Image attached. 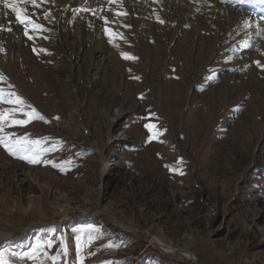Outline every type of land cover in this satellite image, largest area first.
I'll list each match as a JSON object with an SVG mask.
<instances>
[{
    "label": "rangeland",
    "instance_id": "rangeland-1",
    "mask_svg": "<svg viewBox=\"0 0 264 264\" xmlns=\"http://www.w3.org/2000/svg\"><path fill=\"white\" fill-rule=\"evenodd\" d=\"M7 10L0 88L45 119L0 135L43 140L29 156L48 151L30 163L0 144V264H196L181 249L198 264H264L262 37L160 23L157 6L144 22L108 8L89 29L98 40L60 54L56 30L72 44L75 21L34 10L44 30L12 37Z\"/></svg>",
    "mask_w": 264,
    "mask_h": 264
},
{
    "label": "bare ground",
    "instance_id": "bare-ground-1",
    "mask_svg": "<svg viewBox=\"0 0 264 264\" xmlns=\"http://www.w3.org/2000/svg\"><path fill=\"white\" fill-rule=\"evenodd\" d=\"M93 1L94 0H37V2L40 4L38 8H34L31 5H27V8H28L29 13H36L33 11L34 10L37 11L39 14L37 17L42 18V19H49V20H54L58 22L63 16H66L70 22L75 21L72 27L74 28L73 30L75 31V33H73L74 37H76L77 39L72 38V41H73L72 44H67V39L69 36L68 33L70 30H68V33H61L56 30V34L58 35L56 37L58 38V40L56 41L55 43L56 46H54V48L55 50L59 51L60 54L62 53V51H64V48H67L68 50L73 51V47L76 48L80 46V42L83 43L84 38L87 41H91L92 39L95 40L96 38L90 34L89 29L91 28L92 24L95 23V19L99 16V14L101 12L105 14L108 8L110 10H113L115 13H122L121 15L124 16L125 18L129 19V18L138 17L140 20H143L144 22L145 18L146 19L147 17L149 18L151 14L153 16V11H154L153 8L157 6L158 15L160 14V20L161 19L164 20L163 17L166 16V20L167 21L169 20L171 23L172 20L170 16H177V20L179 19V21H191L194 23L195 26L200 27L205 32L212 33V31L214 30L215 32H218L221 35L224 34V38L228 36L229 34L232 36L237 35V34H245L247 35V37L252 35V36H258V37L260 36L264 39V28H263L264 26V0H149L151 3L147 2V0H119L120 3L122 4H126L125 2H131L130 9H126L122 7L120 8L118 4H115L113 2L115 0H112L113 3L110 2L109 0L112 6L108 4H102L101 3L102 0H97L98 5L95 6L94 8L93 7L90 8L91 6H89V3ZM153 5L154 7H152ZM7 11L9 10L3 8V5L0 4V19L2 16L6 15ZM46 13H48L47 18H45ZM33 18L35 17L33 16ZM108 18H113V17H108ZM13 20H16V19H13ZM69 21L67 20V22ZM246 21L248 22L247 27L245 26ZM169 24H167V26ZM4 25H6V23H3L0 21V26H2V30H0V37L5 35L3 32L5 29L3 27ZM20 27H22V25H20L17 21L14 22V25L13 23L10 25H7V28L11 29L9 33L12 34V37H16L19 34V31L21 29ZM55 27L56 26L53 25V28ZM132 27H134V25ZM135 28H137V26H135ZM167 28L168 27L165 26L163 30H161L160 32L156 34H158L159 37L162 36L163 38L164 36L168 34ZM260 30H263V32L259 33ZM96 32L97 31L95 30V33ZM219 39H223V38L220 37ZM96 40H98V38ZM103 47L104 46L102 45V43L98 45H94L93 49L89 53H86L84 55L87 58H89L90 56H94L95 52L96 53L102 52ZM262 55L264 58V53ZM260 58L262 59L261 56ZM262 61L264 62V60ZM256 63H257L256 59H253L250 62H246L245 65L246 66L250 65L249 68L254 69V65ZM177 72L175 73L176 76L174 74L175 76L174 79H176L177 77L182 78L179 74L180 72L179 73ZM166 75H168V73ZM230 88H231L230 91H232L231 94L235 93L238 90V88L235 85H230ZM222 89H221V93L223 94V92H225L224 91L225 89L224 88ZM113 114H114L113 116L115 120H118L123 115H125L126 112L122 109V107H120V108L115 109ZM107 214H109V212ZM111 216L113 215L111 214ZM113 219L116 220L114 216H113ZM117 222L118 224H120L119 221ZM121 227L124 228L125 230H128L122 224H121ZM0 238L3 241L9 240L8 235H2ZM161 245H164V244L161 243ZM164 246H167V245H164ZM168 247L170 248V250L174 249L173 247H170V246ZM168 249H165V250H168ZM179 251H182V253L184 254V255L181 254L182 257L188 260H194L195 263L198 264L197 259L194 255L189 254L185 250L183 251V249Z\"/></svg>",
    "mask_w": 264,
    "mask_h": 264
},
{
    "label": "snow or ice",
    "instance_id": "snow-or-ice-1",
    "mask_svg": "<svg viewBox=\"0 0 264 264\" xmlns=\"http://www.w3.org/2000/svg\"><path fill=\"white\" fill-rule=\"evenodd\" d=\"M112 2V0H110ZM0 4L3 5V8L10 9L11 13L15 14L16 21L24 27L25 35H28L29 30L33 32H39L44 30V26L33 19L34 13H29L27 5H31L34 8H38L40 4L37 0H0ZM7 14V13H6ZM122 13H117V15H121ZM48 13L45 14V18H47ZM159 20V17H157ZM160 23L164 21L159 20ZM107 23V21H106ZM245 26H248V22H245ZM0 30H2V26H0ZM11 31V29H8ZM107 31V29H106ZM29 39H32V36H29ZM41 51H44L41 49ZM126 59H136L134 56H129L127 53L122 54ZM259 64V62H257ZM4 77L0 75V80H3ZM0 103L18 105L21 107L11 108L0 110V133L4 132L5 125H26L30 123L33 119H41L45 118L36 111L35 108H31V111H24V107H31L30 105H25V101L19 97L15 92H5L3 88H0ZM22 112L24 116L27 117L25 120L11 119L10 117L15 115L16 112ZM58 119V118H57ZM47 122V121H45ZM44 143L43 140H28L25 136L20 139H13L10 135H0V144H2L10 154L19 155L21 159H27L30 163H39V155L48 151V149H41L39 152L33 153V155H27L28 152L32 151L28 147V145H36L39 146ZM21 153H24L21 155ZM45 163H51V161H45ZM55 166V165H54ZM63 170V169H62ZM175 171V170H174ZM182 174V173H181Z\"/></svg>",
    "mask_w": 264,
    "mask_h": 264
}]
</instances>
